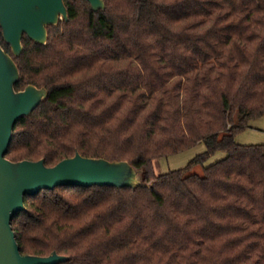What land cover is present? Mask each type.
<instances>
[{
	"label": "trees",
	"instance_id": "trees-1",
	"mask_svg": "<svg viewBox=\"0 0 264 264\" xmlns=\"http://www.w3.org/2000/svg\"><path fill=\"white\" fill-rule=\"evenodd\" d=\"M104 1L65 0L69 20L48 26L47 45L24 35L16 89L49 94L16 123L6 157L125 160L145 185L27 196L13 221L22 254L264 264V144L237 141L264 117V0ZM0 42L12 54L1 25ZM201 143L186 167L158 174V160Z\"/></svg>",
	"mask_w": 264,
	"mask_h": 264
},
{
	"label": "water",
	"instance_id": "water-1",
	"mask_svg": "<svg viewBox=\"0 0 264 264\" xmlns=\"http://www.w3.org/2000/svg\"><path fill=\"white\" fill-rule=\"evenodd\" d=\"M95 11L106 7L104 0H88ZM69 20L65 0H0V25L12 54L0 42V264H60L69 256L56 251L49 256L23 255L13 221L27 209V196L58 186H111L136 189L145 185L142 170L129 161H110L77 153L49 167L45 159L14 162L6 157L16 123L29 116L48 97L46 87L29 85L17 90L21 73L15 57L24 51L27 35L41 45L49 40L48 26Z\"/></svg>",
	"mask_w": 264,
	"mask_h": 264
},
{
	"label": "rangeland",
	"instance_id": "rangeland-1",
	"mask_svg": "<svg viewBox=\"0 0 264 264\" xmlns=\"http://www.w3.org/2000/svg\"><path fill=\"white\" fill-rule=\"evenodd\" d=\"M237 141L242 145H255V144H264V117L252 122V128L241 133L237 137ZM206 151V146L201 143L192 150L186 151L179 155L167 158L160 159L156 163V169L158 174L166 173L171 170L180 169L186 167L189 162H191L196 156ZM221 155V154H219ZM219 157H214L212 161H216ZM212 163V162H211ZM210 164V163H209ZM207 164V165H209ZM206 165V166H207ZM204 166L197 165L191 171V173L204 175Z\"/></svg>",
	"mask_w": 264,
	"mask_h": 264
},
{
	"label": "crops",
	"instance_id": "crops-1",
	"mask_svg": "<svg viewBox=\"0 0 264 264\" xmlns=\"http://www.w3.org/2000/svg\"><path fill=\"white\" fill-rule=\"evenodd\" d=\"M221 156V155H220Z\"/></svg>",
	"mask_w": 264,
	"mask_h": 264
}]
</instances>
